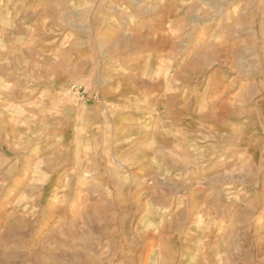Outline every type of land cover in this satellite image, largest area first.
Here are the masks:
<instances>
[{"label": "rangeland", "instance_id": "374dc122", "mask_svg": "<svg viewBox=\"0 0 264 264\" xmlns=\"http://www.w3.org/2000/svg\"><path fill=\"white\" fill-rule=\"evenodd\" d=\"M0 264H264V0H0Z\"/></svg>", "mask_w": 264, "mask_h": 264}, {"label": "built area", "instance_id": "2783aa9c", "mask_svg": "<svg viewBox=\"0 0 264 264\" xmlns=\"http://www.w3.org/2000/svg\"><path fill=\"white\" fill-rule=\"evenodd\" d=\"M84 94H85V92H84Z\"/></svg>", "mask_w": 264, "mask_h": 264}]
</instances>
